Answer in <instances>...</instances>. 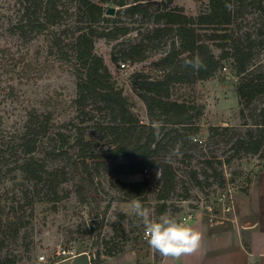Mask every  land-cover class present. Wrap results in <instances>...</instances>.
<instances>
[{
  "label": "rangeland",
  "instance_id": "374dc122",
  "mask_svg": "<svg viewBox=\"0 0 264 264\" xmlns=\"http://www.w3.org/2000/svg\"><path fill=\"white\" fill-rule=\"evenodd\" d=\"M57 1L62 10V23L67 26L52 28L66 42L75 27L82 26L84 21H79L74 0ZM260 1L264 3V0ZM204 2L173 0L186 13L192 14L199 11ZM18 4V0H0V255L8 254L14 258L15 264H40L37 259L40 254L50 262L59 258L57 255L61 249H70L89 254L99 252L103 263L107 264L137 261L156 264L143 237V226H137V218L132 212L133 199L124 198L112 184L109 161H99L98 167L93 169V184H84L80 193L72 187L66 170L58 172L53 181L58 185L53 192L43 179L39 182L37 177L27 179L15 169L16 160L23 156L18 136L27 109L42 110L45 106H55L52 123L49 124L51 130L61 126L70 133L74 126H79L87 137L95 140L98 137L92 131L91 120L107 119L104 112L94 111L91 105H87L85 116L75 117L71 104L75 96V79L67 46L64 45L62 50L54 47L49 29L34 33L26 26L18 27L16 24L21 12ZM234 4L236 13L232 29L235 35L248 37L244 43L250 48V66L255 72L264 74V11L259 7V0H237ZM103 6L106 9L114 7L113 14L105 13V16H111L110 22L113 19L123 21L131 26V30L117 39H96L94 51L102 56L114 84L122 88L141 120L147 121L144 105L134 93L131 75L137 71L155 72L152 62L166 49L168 41L162 39L147 45L142 59L131 61L124 57L123 50L140 39L149 25L137 16H126L118 5L108 2ZM214 52L218 53V49ZM121 62L125 67L120 66ZM24 66L28 75L18 78ZM237 82L238 76L230 61H224L213 77L181 89L185 95H191L205 105L199 121V138L203 141L209 125H228L239 132L245 129L244 122L252 124L259 119L264 120V113L259 114V108L264 107V94L244 108L243 116L240 115ZM7 84H12L11 92H8ZM90 117L93 119L89 120ZM229 136L226 134L186 153L169 150L168 155H163L172 161L176 174V183L165 200L163 213L157 211L159 203L155 193L157 173L160 174L158 166L148 168L143 174L122 175L120 178L135 180L143 175L147 177L150 190L135 199L150 210L153 218L167 213L184 223L211 215L212 219H233L238 212V197L245 193L257 171L264 167V158L256 154L234 153ZM36 153L47 168L61 167L58 157L38 150ZM260 154L264 156V151ZM209 158L214 161L220 175L209 176L213 172L210 169L206 171L207 177L203 175V161ZM218 159L230 160L221 165L216 162ZM16 202L22 206L15 212L13 204ZM16 214L22 220L17 234L4 233L8 228L7 221ZM185 216L189 219L183 220Z\"/></svg>",
  "mask_w": 264,
  "mask_h": 264
},
{
  "label": "trees",
  "instance_id": "16d2710c",
  "mask_svg": "<svg viewBox=\"0 0 264 264\" xmlns=\"http://www.w3.org/2000/svg\"><path fill=\"white\" fill-rule=\"evenodd\" d=\"M236 1L205 0L201 9L192 14L186 13L173 0H74L79 21L83 20L84 24L76 26L64 42L52 28L67 26L62 23V10L57 0H18L21 11L16 24L18 27L26 26L34 33L49 29L54 47L62 50L64 45L67 46L71 73L75 79V96L71 99L75 117L85 116L87 105H91L94 111L104 112L107 119L88 118L92 121V131L98 137L95 140L87 137L85 130L79 126H74L70 133L61 126L51 130L49 124L52 123L55 106H45L42 110L27 109L18 136L23 156L16 160L15 169L27 179L37 177L38 182L43 179L53 192L58 185L53 183L58 172L66 170L72 187L80 193L84 184H93V169L98 167L99 161H109L112 184L124 198L135 199L150 190L147 177L143 175L140 179L123 180L120 176L143 174L148 168L158 166L160 174L155 193L159 203L157 211L163 213L165 200L176 183L173 163L163 157L168 155L169 150L186 153L189 149L204 147L206 143L230 134L228 141L234 153H250L264 158L260 154L264 151V120L259 119L252 124L244 122L245 129L239 132L228 125H209L203 141L199 138V121L205 105L181 90L192 87L199 80L213 77L224 61H230L238 76L236 91L240 115L243 116L244 108L264 94V74L255 72L250 66V48L244 43L248 37L237 36L232 29ZM108 2L118 5L126 16H137L149 25L140 39L123 50L124 57L131 61L141 60L147 45L162 39L168 41L166 49L152 62L155 72L137 71L131 75L134 93L144 105L147 121L141 120L122 88L114 84L102 56L94 51L96 39H117L131 30L128 23L115 19L110 22L111 16H105L103 3ZM259 7L264 11V3L260 0ZM214 49H218V53ZM197 56L203 61L204 68L196 71L185 66L186 59ZM26 70L25 66L22 67L18 78L28 75ZM7 87L11 92L12 84H7ZM263 113L264 107L259 108V114ZM36 150L58 157L61 167L47 168L36 156ZM229 160L218 159L216 162L223 165ZM203 163L205 177L208 176V169L213 171L209 176L221 174L216 171L211 158ZM193 174L195 177V171ZM247 180L250 182V179ZM13 206H16V212L22 205L16 202ZM21 221V216L16 214L7 221L8 228L4 233L15 236ZM240 236L242 246L249 252V232L242 231ZM88 255L91 264H104L99 252ZM153 257L156 263L161 258L156 253ZM0 264H15V261L4 254L0 255Z\"/></svg>",
  "mask_w": 264,
  "mask_h": 264
},
{
  "label": "crops",
  "instance_id": "0c3cea01",
  "mask_svg": "<svg viewBox=\"0 0 264 264\" xmlns=\"http://www.w3.org/2000/svg\"><path fill=\"white\" fill-rule=\"evenodd\" d=\"M237 207L233 219L196 217L185 223L203 233V242L197 252L182 257L176 264H264V167L257 171L245 193L238 197ZM242 231L249 232V252L241 244ZM52 264L91 263L88 253L79 251ZM156 264H164L163 258Z\"/></svg>",
  "mask_w": 264,
  "mask_h": 264
},
{
  "label": "clouds",
  "instance_id": "9594fccd",
  "mask_svg": "<svg viewBox=\"0 0 264 264\" xmlns=\"http://www.w3.org/2000/svg\"><path fill=\"white\" fill-rule=\"evenodd\" d=\"M186 67L199 71L205 67L197 56L184 61ZM159 178V172L157 173ZM131 209L137 218V226H143L144 237L153 253L163 258L164 264H176L182 257L197 252L203 242V233L194 226L178 221L167 213L153 218L150 210L139 199L131 201Z\"/></svg>",
  "mask_w": 264,
  "mask_h": 264
},
{
  "label": "built area",
  "instance_id": "2783aa9c",
  "mask_svg": "<svg viewBox=\"0 0 264 264\" xmlns=\"http://www.w3.org/2000/svg\"><path fill=\"white\" fill-rule=\"evenodd\" d=\"M120 66L121 67H125V63L124 62H121L120 63ZM188 216H185V217H183V220H186V219H189V218H187ZM212 215L211 216H209L208 218L210 219V220H212ZM181 222H183V221H181ZM143 237H144V232H143ZM145 238V237H144ZM76 252H73L72 250H70V249H61L60 251H59V254L57 255V256H59V258L57 259V260H59V259H61V258H63V257H67V256H71V255H74ZM37 259H38V262L40 263V264H52L53 262H55L56 260H52V261H48L47 260V258L45 257V255L44 254H40L38 257H37Z\"/></svg>",
  "mask_w": 264,
  "mask_h": 264
},
{
  "label": "water",
  "instance_id": "95a60500",
  "mask_svg": "<svg viewBox=\"0 0 264 264\" xmlns=\"http://www.w3.org/2000/svg\"><path fill=\"white\" fill-rule=\"evenodd\" d=\"M113 12H114V7H112V6L107 7V9H106L107 14H113Z\"/></svg>",
  "mask_w": 264,
  "mask_h": 264
}]
</instances>
